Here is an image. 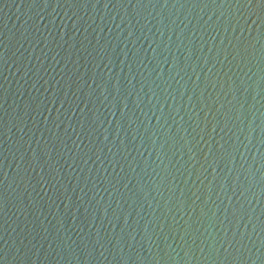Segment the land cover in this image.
<instances>
[{
  "label": "water",
  "instance_id": "1",
  "mask_svg": "<svg viewBox=\"0 0 264 264\" xmlns=\"http://www.w3.org/2000/svg\"><path fill=\"white\" fill-rule=\"evenodd\" d=\"M0 264H264V0H0Z\"/></svg>",
  "mask_w": 264,
  "mask_h": 264
}]
</instances>
